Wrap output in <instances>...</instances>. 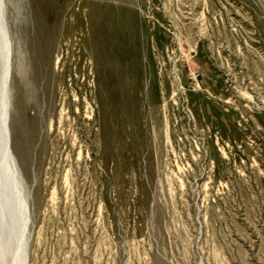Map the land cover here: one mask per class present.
Segmentation results:
<instances>
[{
  "label": "rangeland",
  "instance_id": "rangeland-1",
  "mask_svg": "<svg viewBox=\"0 0 264 264\" xmlns=\"http://www.w3.org/2000/svg\"><path fill=\"white\" fill-rule=\"evenodd\" d=\"M3 12L27 264H264V0Z\"/></svg>",
  "mask_w": 264,
  "mask_h": 264
},
{
  "label": "bare ground",
  "instance_id": "bare-ground-1",
  "mask_svg": "<svg viewBox=\"0 0 264 264\" xmlns=\"http://www.w3.org/2000/svg\"><path fill=\"white\" fill-rule=\"evenodd\" d=\"M4 2L0 0V255L7 257L11 250L14 254L15 245L18 244L17 259L14 258L12 263L27 264L29 197L25 194L24 182L9 145L12 45L3 12ZM11 199L15 205L14 214L10 209Z\"/></svg>",
  "mask_w": 264,
  "mask_h": 264
}]
</instances>
